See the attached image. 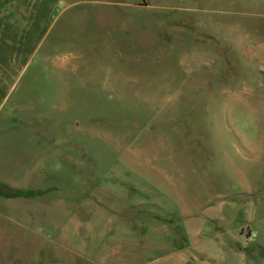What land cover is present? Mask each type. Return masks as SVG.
Wrapping results in <instances>:
<instances>
[{
	"label": "rangeland",
	"instance_id": "obj_1",
	"mask_svg": "<svg viewBox=\"0 0 264 264\" xmlns=\"http://www.w3.org/2000/svg\"><path fill=\"white\" fill-rule=\"evenodd\" d=\"M66 2L0 112V264H264V0Z\"/></svg>",
	"mask_w": 264,
	"mask_h": 264
},
{
	"label": "crops",
	"instance_id": "obj_2",
	"mask_svg": "<svg viewBox=\"0 0 264 264\" xmlns=\"http://www.w3.org/2000/svg\"><path fill=\"white\" fill-rule=\"evenodd\" d=\"M72 6L66 0H0V112L53 31L58 16ZM110 231L136 241V223L110 225L106 234Z\"/></svg>",
	"mask_w": 264,
	"mask_h": 264
}]
</instances>
